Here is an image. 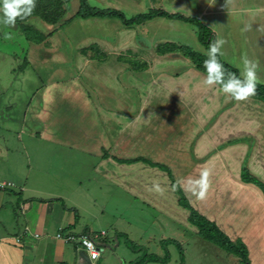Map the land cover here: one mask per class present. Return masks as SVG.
<instances>
[{
  "label": "crops",
  "instance_id": "obj_1",
  "mask_svg": "<svg viewBox=\"0 0 264 264\" xmlns=\"http://www.w3.org/2000/svg\"><path fill=\"white\" fill-rule=\"evenodd\" d=\"M87 1L93 7L117 10L127 18L150 9H161L170 14L178 13L196 18L212 30L216 41L223 40L221 54L218 55L221 61L236 69L239 76L243 71V60L251 61L256 65V82L264 85L260 83L264 82V0ZM63 2L66 11L64 17L58 23L45 27L43 40L32 42L23 38L27 41L23 44L25 71L37 75L41 82L48 84L42 87L41 83L39 84L38 88H44H40L38 105L42 108L43 103L47 102L46 98L53 101L58 95L53 111L43 114L42 110H31L29 106L33 98L29 97L21 103L18 111H12L14 106L9 96L11 70L15 71L19 66H15L18 57L11 50V41L14 37L21 40L23 35L20 34L17 23L3 28L2 36L9 34L7 45L1 46L0 43V58L4 61L2 70L8 72L0 77V131L4 135L8 134L7 137L11 138V134H16L18 140L22 141V134H26L44 141L60 142L70 148L76 145L85 152L92 151L99 159L98 166L106 169L105 172L109 174L107 178L111 182L120 178L128 201H140L143 205L152 206L164 214L158 207L163 196L153 192L159 188L153 181L157 174L153 177L151 173L159 169L143 162L120 163L116 157L105 155L107 150L112 149V139L106 137L111 134L112 127L107 125L105 118L120 117L127 123L129 119H138L142 114H161V107L167 108L169 101L164 98V104H161L160 87H163L172 93L173 97L178 98L179 105H182L180 108L185 107L189 114H195V108L202 103L207 106L204 99L209 96L214 99L215 114L225 116L216 120L217 127L226 136L233 135L228 145L235 143L245 151H256L257 154H250L251 159L260 161L264 169V142H260L264 141V137L262 140L260 137L259 140L255 139L257 142L254 144L247 143V132L236 126L238 122H230V125H233L230 127L231 131L223 127L230 121L228 114H236L234 107L237 101L219 92V85H202L206 74L195 68L181 51V48L186 47L207 56L194 25L162 16L132 25H125L117 17H75L79 7L78 0ZM43 65L45 70L42 69ZM37 68L40 70L39 74L36 73ZM195 79L203 94L196 95L190 90ZM58 83L62 88L55 94V85ZM38 88L33 90L32 95ZM20 93L26 94L25 91ZM224 99L228 101L226 107ZM52 114L57 116L54 125L56 128L49 126ZM62 114L73 115L70 130L58 127V118L63 117ZM74 125L78 129L76 132L71 130ZM260 128L262 129V126ZM256 132L260 134L257 126ZM73 134L90 137V148L84 147L83 142L77 144L78 141L71 136ZM2 140L0 167L3 165L5 168L0 171V182H10L12 186L0 188V264H75L77 251L83 249L82 246L78 242H67L62 237H57V234L79 235L84 232L104 231L93 227L96 216L89 211L84 215L79 209V204L69 206L65 203L68 197L58 189L66 184L70 186L72 182L61 177L50 178L41 165L33 171L28 165L25 170V157L20 156L21 151L17 148L11 149V141ZM122 141L125 142L120 139L117 144ZM21 146L25 151L28 148ZM261 150L263 154L258 153ZM11 151L15 160H12V163ZM135 157L126 156L120 159ZM241 166L242 163L237 173L219 175V182L223 185L216 192L214 206L210 207L209 212L196 210L214 221L232 241L240 239L247 248L251 264H264V195L255 185L241 181ZM116 168L121 171V177L113 174L119 172ZM126 169H130V173H127ZM263 169L260 170L264 173ZM27 171L28 175L25 176ZM32 172H35L34 176L30 177ZM251 172L264 183V176L257 175L252 169ZM49 183H55V186L49 187ZM143 185L150 186L152 191L145 190ZM165 187L162 193L172 192L177 201V195L171 189L169 181ZM94 201L95 198H92L91 203ZM182 209L184 212L180 215L185 218L175 219L178 228H185L188 222V211ZM112 228L115 230L113 246L117 248L120 245V234L116 233L118 231L115 225H112ZM191 231L198 235L195 226ZM105 233L99 241V257L93 262L115 264L101 255V248L110 246L107 232ZM133 253L135 258L141 254ZM226 254L230 264H239L235 255L232 254L235 256L233 257L229 252ZM130 262L128 264H132ZM125 263L126 261L123 264Z\"/></svg>",
  "mask_w": 264,
  "mask_h": 264
},
{
  "label": "rangeland",
  "instance_id": "obj_2",
  "mask_svg": "<svg viewBox=\"0 0 264 264\" xmlns=\"http://www.w3.org/2000/svg\"><path fill=\"white\" fill-rule=\"evenodd\" d=\"M90 1L99 2L101 0ZM25 24H28L31 26V29H34L35 32L33 31L31 35L28 34L32 38L44 34L46 32L45 27L48 26V24L36 16L30 17ZM3 28L4 25L0 24L1 46H3V44L7 45L8 42L7 38L2 36ZM20 34L23 35L21 40L14 37L15 39L11 41V50H13L14 54L18 57L15 66L16 68L19 66L17 70L14 71L13 69L15 73L11 70V91L9 96L11 97V104L14 106L12 111H18L21 103L29 97L33 98L29 108L33 111L42 110L43 114H46V111L50 112L55 109L58 95H55L56 98L53 101L46 98L47 102L45 101L43 103L42 108L38 105L40 101V90L44 88L41 87L48 86V84L41 82V80H39L40 77L38 79L37 75H31L28 70L25 71L26 68L24 69V67L26 63L24 62L25 51H23V44L27 41L23 39L25 38L24 33L22 34L20 32ZM5 57L7 58V56ZM11 62L14 64L12 60ZM189 62L193 63L191 59ZM3 63L4 61L0 58L1 78L8 73L2 70ZM42 69L45 70L44 65ZM39 72L40 70L37 68L36 73L39 74ZM196 82L195 79L194 83L191 84L192 87L190 90H193L196 95L203 94V90L200 91L198 89L199 86ZM40 83L41 89L38 88ZM202 85H204V83H202ZM36 88H38L37 91L32 95L33 90L35 91ZM55 88V94H57V91L62 88V86L58 83L55 85ZM203 89L205 88L203 87ZM215 89L216 87L214 86L213 90ZM50 90L52 91V89ZM154 90L156 89L154 88ZM20 91H25L26 94H21ZM177 91L179 90L177 89ZM160 95L161 104L164 102V98H168L169 100L167 108H164V106L163 108L161 107V114H142L140 118L129 119L127 123L124 122L125 119L120 117L119 119L113 117L105 118L107 125L109 124L112 127L111 134L106 136L112 139V149L105 152L106 156L110 155L116 158L142 156L153 162L169 167L173 178L184 190L189 203L195 209L206 212H209L210 207L214 206V196L223 185L219 182V175L237 173L242 163L251 174L252 169L254 173H258L257 175L264 176V173L261 171L263 169L261 162L251 159L252 153L256 151H245L243 148H240L242 146L239 145L240 147H238L235 143L228 145L230 144L229 142H231L230 139H233V135L226 136L217 127L216 120H221L222 117L225 116L215 114L214 99H210L209 96L208 99H204L205 103L208 104L207 106L202 103L195 108V114H189L185 107L180 108L182 105H179L178 98L173 97V94L165 88L160 87ZM212 95L214 96V93ZM224 96L226 97V94H224ZM19 99H22V101L19 102ZM227 104L228 101L226 102V99H224V107H226ZM234 112L236 114H228V120H230L228 124L230 125L231 121L238 122L236 126L241 127L243 132H247V143L252 142V144H254L256 141L255 139L259 140L258 137H260L261 140L263 139V98L249 97L245 101H237ZM62 115L63 117L58 118V127L70 130L69 125L72 122L73 115ZM51 117L52 120L49 122V126L56 128L54 125L57 121V116L52 114ZM51 122H53V125H51ZM247 123H249V125ZM228 124L223 127H226L227 131H231L232 129H230V127L233 125L229 126ZM256 126L260 129V134L258 132L255 133ZM260 126H262V129ZM71 130L76 132L78 129H76L74 125L71 127ZM7 135L8 134L4 135L3 132L0 131V145H3L2 139L7 142L11 141L10 148L19 149L21 151L20 156L22 158L25 157V160H23L24 169L26 166L30 165L33 171L38 165H41L50 178L61 177L64 180L72 182V185L68 186V184H66L58 190L67 195L68 199H65L67 205L74 206L75 204H79V209L83 211L84 215L89 211L96 216L93 224L96 230H104L107 232L110 246L101 248L102 258L106 257L115 264H123L125 261V264H128L130 261H132L130 263H133L136 259V255L125 244V238H127L142 248L141 253L153 254L160 257L165 255L163 244H166L169 260L162 264H179V247L175 243L170 242V240L174 239L181 245L184 264L185 262L186 264H230L229 259H227V252L220 249L215 244L202 239L196 233H193L191 230H194V226L191 225L189 221H186L185 228L183 226V228H178L177 224H175V219L178 220L179 217L184 219L185 216L181 217L180 215L184 210L177 204L176 196L169 191L162 193L164 188H166V183H168V181L170 182L167 172L156 169L152 171L153 173L150 171L153 177L156 174L159 175L158 178L157 175L153 178L154 183L156 182L155 184H157L159 188L158 190L154 189L153 192H156V194L159 193V196H163L160 201L161 205H158V207L164 211L163 214L152 206L148 207V205L145 206L146 204L143 205L140 201L133 203L128 201L120 178L118 177L119 179H115L114 182H111L107 178L109 174L105 172L106 169L98 166L99 159L93 155L94 152H85L84 150L78 149L76 145L70 148L67 147V145H62L60 142L44 141L39 137L33 138L26 134H22V141L18 140L16 134H11V138H8ZM71 136H73L74 140L78 141L76 142L77 144L83 142L82 145L84 147L90 148V143L92 142H90V137H83L81 134H73ZM222 136L226 138H222ZM120 139L125 142L122 141L117 144V141ZM227 140H229L228 143L226 142ZM21 145L28 146L27 150L25 151ZM258 153L263 154V150L258 151ZM217 154L220 156L216 157ZM13 157L14 154L11 151V163L12 160L15 161ZM4 168L5 166L2 165L0 171ZM205 169L209 170V187L205 198L198 199L188 190V181L198 179L201 171ZM117 170L120 173L113 172V174L121 177V171L119 169ZM126 171L130 173L131 170L126 169ZM138 172L139 170L136 173ZM34 173L35 172L30 173V177L34 176ZM24 175H28V171ZM50 178H48V180ZM49 184H51L49 187L55 186V183ZM144 188L149 192L152 191L150 186H144ZM248 190L251 191V189ZM256 192L258 193L257 190ZM92 198H95L93 203H91ZM100 210L102 212H100ZM183 224L184 222L182 225ZM112 225H115L118 231L116 233L120 234V238L118 239L120 245L117 248L113 246L115 241L112 238L115 235V230L112 228ZM124 235L126 237H124ZM231 256L233 255L231 254ZM148 264L159 263L150 262Z\"/></svg>",
  "mask_w": 264,
  "mask_h": 264
},
{
  "label": "trees",
  "instance_id": "obj_3",
  "mask_svg": "<svg viewBox=\"0 0 264 264\" xmlns=\"http://www.w3.org/2000/svg\"><path fill=\"white\" fill-rule=\"evenodd\" d=\"M79 7L77 12L75 13V17L88 18L92 16L98 17H117L119 18L125 25L132 24H140L145 21H148L154 17L162 16L171 19H178L184 21L186 23L192 24L196 28V33L201 45L205 48L206 52H208L209 45L216 41L215 34L206 27L203 23H201L198 19L193 17H187L182 14H170L161 9H150L145 13L137 14L130 18L125 17V15L117 10L111 9H100L97 7L90 6L87 0H78ZM65 8L63 0H35V8L32 14L23 19H17L16 23L19 24L21 32L24 33L25 39L30 40L32 42H40L45 37L40 34L38 37H30L31 33L34 29H31L29 26L25 24V22L33 16L40 18L43 22L48 25H54L58 23L65 15ZM35 32V31H34ZM30 34V35H28ZM92 49L93 46H91ZM184 56L191 59L199 71L206 74L204 67L202 66V62H204L208 57L191 49V48H181ZM218 60L224 65V68L227 73L234 74L239 77L238 71L223 61L220 60L218 56ZM26 63V60H24ZM256 86V94L251 97H260L264 100V86L262 84L257 83ZM116 160L120 163H135V162H143L151 167H156L161 171L167 172L170 180V186L173 192L177 195V202L179 206L186 209L188 211V221L197 228L198 235L207 240L219 248L235 255L239 259V264H251L250 259L248 257V252L245 244L237 239L232 241L224 232H222L214 221L208 219L201 213H199L188 201L187 197L184 194V191L180 184L176 182L173 178L169 167L159 164L157 162H153L149 159H146L142 156H137L132 159H120L116 158ZM240 179L244 183H250L258 187L264 195V183L253 176L247 169L245 165H242L240 168ZM75 219H77V214L75 212ZM124 237H126L124 235ZM170 242L175 243L179 247L180 251V262L179 264H184V257L181 249V245L177 243L175 240H170ZM125 244L131 251L137 253L141 252L142 248L125 238ZM165 248V255L163 257L156 256L153 254L141 253L132 264H147L149 262H160L166 263L169 260V254L166 249V244H163Z\"/></svg>",
  "mask_w": 264,
  "mask_h": 264
},
{
  "label": "clouds",
  "instance_id": "obj_4",
  "mask_svg": "<svg viewBox=\"0 0 264 264\" xmlns=\"http://www.w3.org/2000/svg\"><path fill=\"white\" fill-rule=\"evenodd\" d=\"M35 8V0H0V24L14 26L17 19L29 17ZM9 36L5 33V38ZM223 40H217L209 45L207 59L203 62L206 72L204 84L219 85L220 90L235 101H245L256 94V65L251 61L243 60L241 76L227 73L224 65L218 60L221 54ZM209 170L201 171L199 178L189 180L190 190L198 199H204L209 183Z\"/></svg>",
  "mask_w": 264,
  "mask_h": 264
},
{
  "label": "built area",
  "instance_id": "obj_5",
  "mask_svg": "<svg viewBox=\"0 0 264 264\" xmlns=\"http://www.w3.org/2000/svg\"><path fill=\"white\" fill-rule=\"evenodd\" d=\"M12 184L10 182H0V188L10 187ZM105 231L100 232H84L79 235L75 234H57V237H62L67 242H78L84 250L87 251L88 256L91 261L96 260L99 257V241L105 236Z\"/></svg>",
  "mask_w": 264,
  "mask_h": 264
},
{
  "label": "water",
  "instance_id": "obj_6",
  "mask_svg": "<svg viewBox=\"0 0 264 264\" xmlns=\"http://www.w3.org/2000/svg\"><path fill=\"white\" fill-rule=\"evenodd\" d=\"M75 264H96V263L90 260L86 250L80 249L77 251Z\"/></svg>",
  "mask_w": 264,
  "mask_h": 264
}]
</instances>
